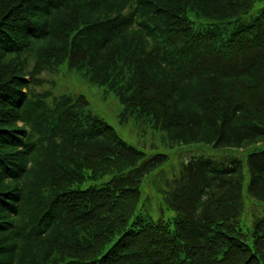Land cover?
Masks as SVG:
<instances>
[{
    "label": "trees",
    "instance_id": "1",
    "mask_svg": "<svg viewBox=\"0 0 264 264\" xmlns=\"http://www.w3.org/2000/svg\"><path fill=\"white\" fill-rule=\"evenodd\" d=\"M260 1L0 0V264H264V149L238 154L264 142ZM72 75L172 146L238 153L160 177Z\"/></svg>",
    "mask_w": 264,
    "mask_h": 264
},
{
    "label": "rangeland",
    "instance_id": "2",
    "mask_svg": "<svg viewBox=\"0 0 264 264\" xmlns=\"http://www.w3.org/2000/svg\"><path fill=\"white\" fill-rule=\"evenodd\" d=\"M264 4V1H260L255 7V9L247 16H245L244 21H249L255 14H257ZM61 73V72H59ZM57 73V74H59ZM53 78L56 80V75ZM48 74L44 73L43 77ZM71 89V94H84L88 97L90 110L99 114L108 123L113 124L123 138L128 141L131 145H136L141 150L145 151L148 156H153L155 153H161L168 155L167 162L165 163L164 170L159 173V176H164V178L171 177L178 172V169L182 162H186L192 156H206L209 158L219 159L223 155L231 152V154L238 153L234 150H217L211 145L205 143H189L187 144H177L172 146L165 140V133L153 128L151 124L139 123V121L122 122L121 121V110L122 105L118 102L115 94L110 91H105V88L100 85L92 84L90 81L85 79L83 76L72 75L69 79ZM65 86L67 82L65 81ZM45 87L51 88L50 84H46ZM264 149V142L260 144H254L244 150V153H238L243 158L247 157V154L251 151ZM229 155V154H228ZM245 166V188L250 180V173L248 172L247 163ZM146 181V180H145ZM142 185L143 194L141 197V205L148 206V210L155 216H161L165 220L172 219L174 213L172 210H168L165 206H162V199H160V189L156 191L155 186L151 181ZM161 205V208L159 206ZM258 207L255 209L257 212ZM249 220V218H247Z\"/></svg>",
    "mask_w": 264,
    "mask_h": 264
},
{
    "label": "bare ground",
    "instance_id": "3",
    "mask_svg": "<svg viewBox=\"0 0 264 264\" xmlns=\"http://www.w3.org/2000/svg\"><path fill=\"white\" fill-rule=\"evenodd\" d=\"M153 174H154V173H153ZM145 182H146V183H148L149 181H148V180H146Z\"/></svg>",
    "mask_w": 264,
    "mask_h": 264
}]
</instances>
